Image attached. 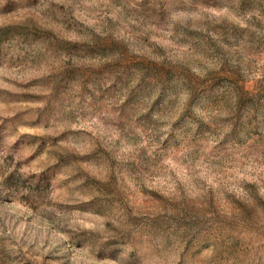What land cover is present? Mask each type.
<instances>
[{
	"label": "rangeland",
	"instance_id": "obj_1",
	"mask_svg": "<svg viewBox=\"0 0 264 264\" xmlns=\"http://www.w3.org/2000/svg\"><path fill=\"white\" fill-rule=\"evenodd\" d=\"M0 264H264V0H0Z\"/></svg>",
	"mask_w": 264,
	"mask_h": 264
}]
</instances>
